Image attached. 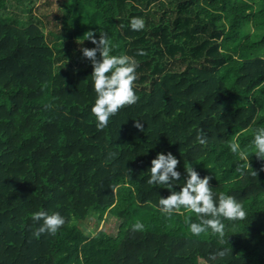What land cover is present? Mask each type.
I'll return each instance as SVG.
<instances>
[{
    "label": "trees",
    "instance_id": "obj_1",
    "mask_svg": "<svg viewBox=\"0 0 264 264\" xmlns=\"http://www.w3.org/2000/svg\"><path fill=\"white\" fill-rule=\"evenodd\" d=\"M56 6L50 19L48 0H0V264H252L192 238L186 218L195 214H162L159 198L170 193L147 180L151 160L171 152L182 180L191 164L212 177L217 197L243 205L264 194V160L251 145L264 126V0ZM131 17L143 18L145 28L132 31ZM89 31L107 32L113 54L139 64V99L104 129L91 113L93 69L80 51L94 47ZM233 142L239 153L230 151ZM245 160L252 169L241 176ZM37 211H58L66 223L36 237ZM89 218L102 222L93 236L80 228ZM135 222L143 232L131 230ZM221 249L228 255L208 260Z\"/></svg>",
    "mask_w": 264,
    "mask_h": 264
},
{
    "label": "clouds",
    "instance_id": "obj_2",
    "mask_svg": "<svg viewBox=\"0 0 264 264\" xmlns=\"http://www.w3.org/2000/svg\"><path fill=\"white\" fill-rule=\"evenodd\" d=\"M129 27L132 31H141L145 28V21L141 17H131ZM85 40H89L94 47H84L80 51L82 56L91 62V84L95 92V101L91 106V113L96 119L97 129H104L109 123L110 117L126 105H133L139 99L134 90V81L137 79L136 70L139 67L137 60L127 54H113V44L107 32H99V37L93 31L86 33ZM99 53V59L97 54ZM138 55H143L139 50ZM135 127L143 130L140 121H136ZM198 143H207V134L203 129L197 136ZM253 154L264 160V126L254 130L251 141ZM232 153L240 152L238 143L230 144ZM178 159L171 153H157L151 160L150 173L147 183L149 185L163 186L169 191L167 197L160 196L157 208L165 216H171L174 212L184 209L193 213L196 220L186 218L189 230L193 236L211 231L223 239L225 236L224 221H237L246 217L243 205L234 196L220 194L218 197L210 187V176L201 177L189 164L184 166V177L177 170ZM250 167V162L245 160L243 165L237 167V172L244 176ZM251 175L257 173L252 170ZM182 181V183H180ZM179 185V186H178ZM179 188L177 191L176 189ZM34 224L39 225L34 235L39 237L43 234L55 235L66 223L60 212L48 214L45 211H37L31 217ZM145 225L135 222L131 226L133 232H143ZM228 255L227 249L209 253L208 260L215 261Z\"/></svg>",
    "mask_w": 264,
    "mask_h": 264
},
{
    "label": "rangeland",
    "instance_id": "obj_3",
    "mask_svg": "<svg viewBox=\"0 0 264 264\" xmlns=\"http://www.w3.org/2000/svg\"><path fill=\"white\" fill-rule=\"evenodd\" d=\"M41 1L44 2L45 0ZM40 3L37 2V5ZM48 3L50 7H48L49 9L44 8V12L49 14V18L51 19V14L55 13L57 7L56 0H48ZM50 22L54 23L53 20H50ZM246 203L243 204L247 214L244 219L224 221L225 236L223 239L212 234L211 231L202 233L198 237L192 234L190 236L198 240L211 241L233 249L246 256L252 264H264V194ZM101 227L102 222L97 224L95 218H89L80 223V228L91 236L100 230Z\"/></svg>",
    "mask_w": 264,
    "mask_h": 264
}]
</instances>
